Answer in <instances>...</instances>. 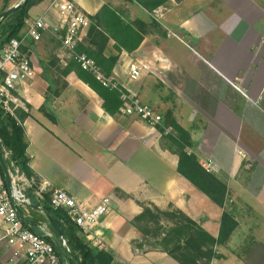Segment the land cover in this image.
Instances as JSON below:
<instances>
[{"label":"crops","instance_id":"1","mask_svg":"<svg viewBox=\"0 0 264 264\" xmlns=\"http://www.w3.org/2000/svg\"><path fill=\"white\" fill-rule=\"evenodd\" d=\"M69 1L88 16L110 4L131 20L150 25L156 19L135 51L119 54L112 39L105 55L119 54L111 77L162 115L163 123L155 129L124 114V100L115 115L108 113L101 96L67 68L71 58L62 46L57 3L37 0L28 20L43 18L47 27L40 41L28 38L23 46L37 75L19 83L16 92L21 102L16 115L27 114L21 123L33 176L90 208L111 199L110 212L88 240L112 252L116 264H180L144 245L132 224L146 204L174 205L194 220L201 217V201L213 204L179 173V156L166 144L160 127L177 122L192 141L189 151L215 164L227 184L226 203L235 205L238 222L233 235L250 234L251 264H264V0H170L157 8L165 11L156 17L130 0L127 5L124 0ZM20 2L0 0V15ZM133 65L141 68L137 79L130 77ZM29 193L41 199L36 191ZM33 209L21 208L22 215L35 217ZM38 226V233L44 226L53 235L48 223ZM205 226L218 236L220 228ZM4 235L0 219V264H12L17 249Z\"/></svg>","mask_w":264,"mask_h":264},{"label":"trees","instance_id":"2","mask_svg":"<svg viewBox=\"0 0 264 264\" xmlns=\"http://www.w3.org/2000/svg\"><path fill=\"white\" fill-rule=\"evenodd\" d=\"M130 1L138 3L152 14L155 9L170 0ZM36 2L37 0H29L28 4L20 7L3 20L0 27L3 25V32L6 36L0 37V51L11 38L20 36L29 18L30 8ZM89 18L91 24L87 30L86 39L80 44L78 52L95 60L105 77L113 75V69L123 49L129 53L135 51L144 40L148 29L157 25L154 17L150 25L140 19L131 21L124 12H120L110 4H105L99 13L89 16ZM112 39L116 42L113 48L119 54L107 57L105 53ZM23 51L25 52L26 48L23 47ZM67 68L68 70L74 69L78 76L101 96L104 100V108L108 113L115 115L124 105L121 93L117 89L104 86L92 72L83 69L74 59H71ZM26 115V113L18 112L17 119L6 113L0 105V151L9 168H12V163H14L23 173L32 176L33 172L29 166L30 159L27 155L28 144L21 123ZM167 125L172 127L173 133L165 138L176 146V149L173 147L171 149L179 156V173L205 193L214 204L224 207L228 196L227 184L214 172L208 171L196 153L186 149V147L192 148L193 144L188 132L182 126L177 122ZM160 130L164 131L161 127ZM6 152H9L7 157L5 156ZM0 170L2 171L1 164ZM28 194L30 195V193ZM32 196L29 207L34 208L35 217L28 218L23 215V221L26 226L36 232H38L36 229L39 228V223H48L53 232L50 241L55 245L63 260L70 259L71 264H116L112 252L91 245L80 227L72 222L64 211L51 208L49 194H44L39 200ZM49 218L53 219L63 231L69 250L62 246L58 234L49 223ZM164 219L171 222L169 227L165 228L161 224ZM132 223L144 236H163L159 242L162 251L180 264H211L214 259L220 258L217 247L227 242L238 225L234 215L224 211L219 234L216 237L183 211L179 209L162 210L155 206L153 208L146 206ZM71 255L75 256L76 260L71 259Z\"/></svg>","mask_w":264,"mask_h":264},{"label":"built area","instance_id":"3","mask_svg":"<svg viewBox=\"0 0 264 264\" xmlns=\"http://www.w3.org/2000/svg\"><path fill=\"white\" fill-rule=\"evenodd\" d=\"M55 2L62 23L61 28L64 30L62 46L70 58L77 61L83 69L92 72L104 86L117 89L121 93L122 99L126 101L121 109L124 114L139 116L151 128L156 129L161 125L162 115L149 105L142 104L136 96L130 95L113 77H105L95 60L78 52L91 24L89 16L73 1L55 0ZM155 12L158 13L156 16L163 15L161 9ZM26 24L27 30L24 35L11 38L0 51V105L6 113L15 118H17L16 111L21 105L16 95L18 84L32 80L37 75L31 55L23 51L24 43L28 38L36 42L40 41L42 30L47 27L43 18L36 21L27 20ZM140 72L141 68L133 65L130 77L137 79ZM170 130L168 129L165 134ZM5 156H9V152H6ZM205 166L209 171L217 170V166L211 162H206ZM9 173L10 187L7 186L3 171L0 170V219L5 225V240L17 249L18 257L12 258V264H71L68 259L63 260L59 256L55 245L50 241L53 235L44 226L41 227L43 233L40 234L25 225L21 208L31 205L29 191L35 190L39 197L49 194L51 208L64 211L89 239L100 223L101 217L110 212L111 199L104 197L97 205L90 208L66 191L53 188L50 182H40L33 175H26L14 163L12 168H9ZM61 244L68 249L66 240L61 241Z\"/></svg>","mask_w":264,"mask_h":264},{"label":"rangeland","instance_id":"4","mask_svg":"<svg viewBox=\"0 0 264 264\" xmlns=\"http://www.w3.org/2000/svg\"><path fill=\"white\" fill-rule=\"evenodd\" d=\"M21 1H23V0H21ZM124 1H126V3L125 2H123V3H125L127 5V0H124ZM114 8L118 9L120 12H124L125 16L127 17V11L123 10L119 6L118 7H114ZM8 9H6L1 15H3ZM156 10H154L153 13H152L153 15H155V17H156V14H158V13L155 12ZM164 11H165V9H161V13L164 12ZM1 18H0V25H1V23H3V20ZM129 20H131V19H129ZM131 21H134V20H131ZM26 30H27V24H25V27L21 31L20 35H24ZM5 36H6V34L3 32V25H2L0 27V37H5ZM85 39H86V36H85L83 42L85 41ZM166 126L168 128L161 127L164 130V131H162V133H163V135L165 137H167V136L171 135V133H173V130L169 127V125H166ZM168 129L169 130L171 129L170 132L168 134H165V132L168 131ZM165 140H166V144H168L170 146V148L173 147V148L176 149V146L172 145L171 142H169L167 138H165ZM186 149H188V147H186ZM198 158L201 161V163H203V165L205 166L206 162L204 163L203 160L201 159V157L198 156ZM211 172H214L218 177L220 176V174L217 173L216 171H211ZM197 191H199L200 193L206 195L205 193H203L198 188H197ZM227 199L229 200V195L227 196ZM146 206H149V207H152V208L154 206L158 207V206L153 205V204H151V205L150 204L149 205L146 204V205H143V210H144V208ZM234 207H235V205H233L231 203H226V205L224 207H219L218 205H216L214 203L212 205H209V204L205 205L204 201H201V207L197 206V215H199L201 217H200V219L195 220V221H197L203 228H205L206 227L205 225H207V228L215 230L217 228H220L221 217H222L223 212L224 211H228V212H231L232 214H234V212H233ZM205 208H206V211H204ZM176 209L181 210L180 208H177L174 205H170V207L167 208V210H170V211L176 210ZM162 210H166V209H162ZM181 211H183V210H181ZM241 222H243V221H241ZM244 222L250 224L251 221H244ZM161 224H163V226L166 228V227L170 226L171 222H169L168 220L164 219V220H162ZM206 230L209 231L208 229H206ZM233 233L230 236V238L227 240L226 243L218 246L217 251H218V254L221 257L220 258H216V260H219L218 261L219 264H223L222 261H228L229 264H235V263H238L239 261H244L245 264L246 263L247 264H251L252 263V259H253L252 254H251V242L253 241V237L250 234L249 235L242 234L243 231L241 232V230L239 232H237L236 234H234V235H233ZM162 237L163 236H158V237L144 236L143 233H142V241L141 242L144 245H147V246L151 247L152 249H160V250H162V246L159 245V242L161 241Z\"/></svg>","mask_w":264,"mask_h":264},{"label":"water","instance_id":"5","mask_svg":"<svg viewBox=\"0 0 264 264\" xmlns=\"http://www.w3.org/2000/svg\"><path fill=\"white\" fill-rule=\"evenodd\" d=\"M29 0H23L21 1L19 4L14 5L12 7H10L3 15H2V20L6 19L9 15H11L12 13H14L16 10H18L20 7L28 4ZM0 164H1V168L5 177V181L8 187L11 186V179H10V173H9V168L8 165L6 163L5 157L2 155L1 151H0ZM49 223L51 225V227L54 229V231L58 234L60 241L65 240L63 231L61 230V228L58 226V224L51 218H49ZM71 259L76 260L75 256L71 255L70 256ZM70 261V259H68Z\"/></svg>","mask_w":264,"mask_h":264}]
</instances>
